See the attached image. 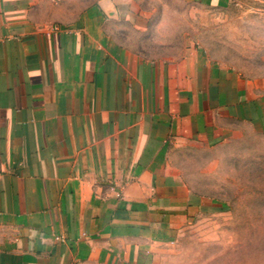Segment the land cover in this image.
Returning <instances> with one entry per match:
<instances>
[{
  "label": "crops",
  "instance_id": "0c3cea01",
  "mask_svg": "<svg viewBox=\"0 0 264 264\" xmlns=\"http://www.w3.org/2000/svg\"><path fill=\"white\" fill-rule=\"evenodd\" d=\"M154 13L0 0V264H158L218 212L181 150L264 136V80L194 45L142 50Z\"/></svg>",
  "mask_w": 264,
  "mask_h": 264
},
{
  "label": "rangeland",
  "instance_id": "374dc122",
  "mask_svg": "<svg viewBox=\"0 0 264 264\" xmlns=\"http://www.w3.org/2000/svg\"><path fill=\"white\" fill-rule=\"evenodd\" d=\"M146 2L155 13L142 50L194 45L212 60L264 80V0ZM181 169L197 193L220 207L191 224L158 264H264V136L249 132L211 146H186Z\"/></svg>",
  "mask_w": 264,
  "mask_h": 264
}]
</instances>
